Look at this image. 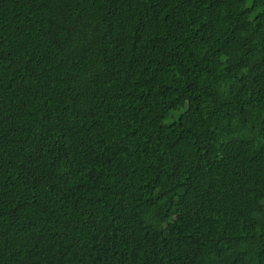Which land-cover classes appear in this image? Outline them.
I'll return each mask as SVG.
<instances>
[{
  "label": "trees",
  "instance_id": "1",
  "mask_svg": "<svg viewBox=\"0 0 264 264\" xmlns=\"http://www.w3.org/2000/svg\"><path fill=\"white\" fill-rule=\"evenodd\" d=\"M0 264H264V0H0Z\"/></svg>",
  "mask_w": 264,
  "mask_h": 264
}]
</instances>
